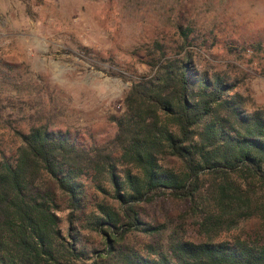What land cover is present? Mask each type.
Segmentation results:
<instances>
[{"label":"trees","instance_id":"trees-1","mask_svg":"<svg viewBox=\"0 0 264 264\" xmlns=\"http://www.w3.org/2000/svg\"><path fill=\"white\" fill-rule=\"evenodd\" d=\"M187 31L146 46L150 74L125 94L105 143L81 147L48 122L16 130V151L0 155V264H264V106L248 111L236 82L199 68ZM84 180L109 196L88 209ZM162 197L184 204L172 227L142 217ZM252 219L255 231L237 234ZM135 232L152 241L135 246Z\"/></svg>","mask_w":264,"mask_h":264},{"label":"rangeland","instance_id":"rangeland-1","mask_svg":"<svg viewBox=\"0 0 264 264\" xmlns=\"http://www.w3.org/2000/svg\"><path fill=\"white\" fill-rule=\"evenodd\" d=\"M180 28L194 39L199 68L236 82L248 111L264 106V0H0V155L13 154L16 130L33 122L68 131L84 148L111 139L117 125L110 117L122 113L131 85L150 74L146 46H173ZM166 161L179 166L173 157ZM84 183L88 209L109 196ZM184 209L162 197L145 204L142 217L171 220L172 227ZM67 212L57 211L64 233ZM255 226L254 219L244 222L237 234ZM186 236L196 238L192 225ZM81 237L88 248L100 246L92 230ZM128 239L135 246L152 241L138 232Z\"/></svg>","mask_w":264,"mask_h":264}]
</instances>
